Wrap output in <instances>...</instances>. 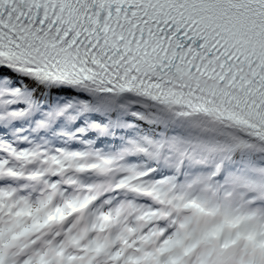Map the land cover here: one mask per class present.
Listing matches in <instances>:
<instances>
[{"label": "snow or ice", "instance_id": "6c2138e0", "mask_svg": "<svg viewBox=\"0 0 264 264\" xmlns=\"http://www.w3.org/2000/svg\"><path fill=\"white\" fill-rule=\"evenodd\" d=\"M0 264H264V0H0Z\"/></svg>", "mask_w": 264, "mask_h": 264}, {"label": "bare ground", "instance_id": "6f19581e", "mask_svg": "<svg viewBox=\"0 0 264 264\" xmlns=\"http://www.w3.org/2000/svg\"><path fill=\"white\" fill-rule=\"evenodd\" d=\"M70 93H72V95H73V93H76V92L70 90ZM76 94H77V93H76ZM77 97H78V96H77ZM78 99H79V97H78Z\"/></svg>", "mask_w": 264, "mask_h": 264}, {"label": "rangeland", "instance_id": "374dc122", "mask_svg": "<svg viewBox=\"0 0 264 264\" xmlns=\"http://www.w3.org/2000/svg\"><path fill=\"white\" fill-rule=\"evenodd\" d=\"M78 138V137H77ZM53 149V148H52Z\"/></svg>", "mask_w": 264, "mask_h": 264}]
</instances>
